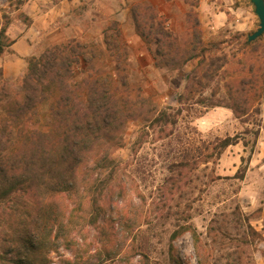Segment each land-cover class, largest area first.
Segmentation results:
<instances>
[{
    "label": "rangeland",
    "instance_id": "1",
    "mask_svg": "<svg viewBox=\"0 0 264 264\" xmlns=\"http://www.w3.org/2000/svg\"><path fill=\"white\" fill-rule=\"evenodd\" d=\"M121 1L81 4L76 10L79 16L69 20L66 38L91 42L97 48L94 65L104 75L115 62L105 51L108 47L104 38H108L109 48L117 50L119 60L126 58L124 73L131 95L140 91L147 105L156 112L165 110L172 114L175 123H151L153 116L146 112V107H132V117L121 135L106 143L107 167L93 176L96 186L101 183L103 187L101 197L107 195L108 185H120L109 194L111 214L104 209L97 221L91 223L92 208L85 205L80 211L85 219L79 221L76 217L69 227L71 243L67 246L60 240L54 250L43 256L35 253L30 264H173L172 256L181 264H196L190 234L171 238L172 232L185 222L193 225L205 243L208 264H264V102L255 103L241 118L224 106L204 109L193 101L180 105L177 98L185 91V76L196 62L187 63L180 70L155 67L144 43L132 40L135 33L129 13L130 5L137 2L153 6L164 26L178 37L188 39L192 32H197L204 44L218 45L220 49L211 54L226 63L214 84L221 76L230 79L242 74L238 50L259 24L253 5L248 0H131L125 4ZM25 3L26 0H0V28L5 27L6 32L10 29L13 37L18 38L28 28L32 36H37V19L26 15ZM116 31L117 42L113 39ZM256 40L253 61L264 75V33ZM38 42L33 55L56 44L42 37ZM10 54L7 48L0 54V93L2 90L9 96L12 90L4 81H18L27 67L24 60L16 79L4 78L2 66ZM12 67L9 72L15 74L18 67ZM203 95L210 97V90L206 89ZM4 103L0 101V110ZM46 111L47 106L41 105L29 114L28 127L44 131ZM228 136H238V141L219 157L208 163H202V158L195 163L188 157L189 164L180 165L185 148L191 149L201 142L208 145ZM211 151L210 146L208 152ZM17 200L13 197L0 203V234L10 233L14 238L18 232L14 233L13 226L21 222L18 213H14ZM243 218H248L261 234L253 245L240 243L245 230ZM16 241L19 247L21 244Z\"/></svg>",
    "mask_w": 264,
    "mask_h": 264
},
{
    "label": "trees",
    "instance_id": "2",
    "mask_svg": "<svg viewBox=\"0 0 264 264\" xmlns=\"http://www.w3.org/2000/svg\"><path fill=\"white\" fill-rule=\"evenodd\" d=\"M129 13L134 32L149 49L155 67L180 70L187 63L196 62L185 76V91L177 98L180 105L193 101L204 109L224 106L241 118L255 103L264 102V75L253 61L256 39L249 42L246 36L238 50L242 74L230 79L221 76L213 84L226 63L211 54L220 49L218 45L204 44L197 32L188 39L178 37L164 26L153 6L137 2L130 5ZM113 39L119 41L118 31ZM104 41L109 48V39L105 37ZM11 44L6 28H0V54ZM108 48L107 57L115 62L105 75L94 65L97 48L91 42L71 38L47 46L39 55L26 57L24 75L16 82L4 81L12 92L10 96L2 90L0 93V101H5L0 110V203L17 198L14 213H18L21 222L13 226L14 233L18 232L16 238L10 233L0 234V264H30L35 253L43 256L54 250L60 240L68 246L69 227L76 217L79 221L85 219L80 211L87 204L92 208L91 223L104 209L111 214L109 194L120 185L107 184V195L101 197L103 187L101 183L96 186L93 176L107 167L106 143L121 135L132 117V107H146L153 116L151 123H175L172 114L165 110L156 112L147 105L140 91L131 95L124 73L126 58L120 61L117 50ZM206 89L210 90V97L203 95ZM41 105L47 106L44 131L27 125L28 115ZM179 113L178 110L175 117ZM237 141L238 136H228L208 145L201 142L185 148L179 163L185 166L190 160L197 163L201 158L202 163H208ZM210 146L212 151L208 152ZM239 178H243V172ZM242 221L245 230L240 243L253 245L261 234L248 218ZM186 232L192 239L196 264H208L209 252L192 224L178 226L171 238ZM172 263L181 264L173 256Z\"/></svg>",
    "mask_w": 264,
    "mask_h": 264
},
{
    "label": "crops",
    "instance_id": "3",
    "mask_svg": "<svg viewBox=\"0 0 264 264\" xmlns=\"http://www.w3.org/2000/svg\"><path fill=\"white\" fill-rule=\"evenodd\" d=\"M100 0H26L25 9L26 15H29L33 19H37L36 34L32 36L30 28L23 30L21 36L13 37L11 30L7 29V36L12 40V44L7 47L11 51L8 55L7 63L2 66L3 77L6 79H16L22 72L26 57L32 56L37 49L39 44V38L42 37L44 40L49 39L53 43H59L68 38L66 30L69 20L78 17L76 10L81 4H88L93 6ZM114 2H120L121 0H113ZM130 2L131 0H122L121 2ZM111 13H114L110 10ZM124 16H126L125 10H123ZM109 15V14H108ZM107 15V16H108ZM106 16V15H105ZM27 28V27H26ZM135 33V32H134ZM67 37V38H66ZM134 42H141L140 38L135 34L132 36ZM11 64V65H10ZM18 67L17 71L11 74L9 71L11 67ZM12 67V68H13Z\"/></svg>",
    "mask_w": 264,
    "mask_h": 264
},
{
    "label": "water",
    "instance_id": "4",
    "mask_svg": "<svg viewBox=\"0 0 264 264\" xmlns=\"http://www.w3.org/2000/svg\"><path fill=\"white\" fill-rule=\"evenodd\" d=\"M254 7V13L256 14L259 24L258 28L247 35V40L253 41L260 37L264 33V0H248Z\"/></svg>",
    "mask_w": 264,
    "mask_h": 264
}]
</instances>
